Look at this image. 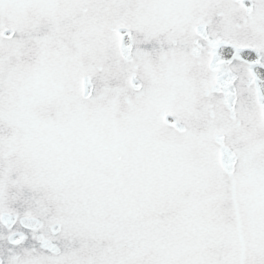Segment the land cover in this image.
I'll return each mask as SVG.
<instances>
[{"label": "snow or ice", "instance_id": "obj_1", "mask_svg": "<svg viewBox=\"0 0 264 264\" xmlns=\"http://www.w3.org/2000/svg\"><path fill=\"white\" fill-rule=\"evenodd\" d=\"M0 264H264V0H0Z\"/></svg>", "mask_w": 264, "mask_h": 264}]
</instances>
